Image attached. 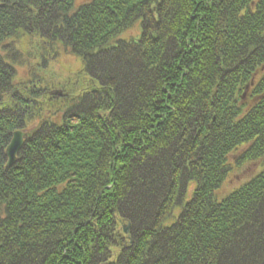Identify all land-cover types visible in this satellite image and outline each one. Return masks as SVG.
Wrapping results in <instances>:
<instances>
[{
  "label": "trees",
  "instance_id": "16d2710c",
  "mask_svg": "<svg viewBox=\"0 0 264 264\" xmlns=\"http://www.w3.org/2000/svg\"><path fill=\"white\" fill-rule=\"evenodd\" d=\"M0 264H264V0H0Z\"/></svg>",
  "mask_w": 264,
  "mask_h": 264
},
{
  "label": "rangeland",
  "instance_id": "374dc122",
  "mask_svg": "<svg viewBox=\"0 0 264 264\" xmlns=\"http://www.w3.org/2000/svg\"><path fill=\"white\" fill-rule=\"evenodd\" d=\"M57 60L58 61L54 62L51 65V68L53 69V72L55 73L56 78L60 83H64L66 81V78L64 77H68V73L70 75L74 74L82 68L81 60L71 55H61ZM55 91L59 94V96H57L58 98H60V96L63 97V89L56 88ZM260 168V162H254L246 165L243 164V166L234 167L223 187L217 192V198H223L225 195L236 190L246 182L252 180L257 175ZM188 198L189 193L187 194V199Z\"/></svg>",
  "mask_w": 264,
  "mask_h": 264
},
{
  "label": "water",
  "instance_id": "95a60500",
  "mask_svg": "<svg viewBox=\"0 0 264 264\" xmlns=\"http://www.w3.org/2000/svg\"><path fill=\"white\" fill-rule=\"evenodd\" d=\"M31 134H27L28 137H30ZM23 137L24 134L22 132H15L13 133L12 139L9 143V145L6 148L5 156L7 157V167H11L16 160V154L18 153L19 149L21 148L23 144ZM125 233H127V229L124 230Z\"/></svg>",
  "mask_w": 264,
  "mask_h": 264
}]
</instances>
